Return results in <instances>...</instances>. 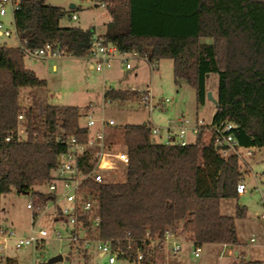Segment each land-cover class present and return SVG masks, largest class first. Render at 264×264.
Listing matches in <instances>:
<instances>
[{
    "label": "trees",
    "instance_id": "1",
    "mask_svg": "<svg viewBox=\"0 0 264 264\" xmlns=\"http://www.w3.org/2000/svg\"><path fill=\"white\" fill-rule=\"evenodd\" d=\"M96 1L104 3L110 16L100 34L104 43L146 54L149 61L171 59L175 81L193 87L199 104L207 98V77L216 73L212 124L229 120L239 145L264 147V0ZM65 13L46 0H18L13 24L19 45L0 46V198L13 189L35 194L36 187L50 179L64 149L56 139L86 135L78 122V106L48 103L39 119L31 106L19 102L22 88L47 84L25 66V48L54 43L69 56H88L94 28L61 25ZM136 97L138 92L129 89L105 87L103 92L105 101ZM21 113L27 132L18 141ZM206 134L201 130L186 145L164 144L152 142L146 123L123 126L128 163L116 175L123 173L124 179L90 184L98 198L97 234L119 249L118 258L133 255L125 238L145 249L147 232L161 241L167 229L177 235L179 229L198 246L238 244L235 217L222 214L220 202L238 196L235 187L243 172L238 157L220 156ZM244 215L245 209L237 206L236 216ZM0 264L17 261L2 256Z\"/></svg>",
    "mask_w": 264,
    "mask_h": 264
},
{
    "label": "rangeland",
    "instance_id": "2",
    "mask_svg": "<svg viewBox=\"0 0 264 264\" xmlns=\"http://www.w3.org/2000/svg\"><path fill=\"white\" fill-rule=\"evenodd\" d=\"M46 2L66 10L65 16L60 21L63 26L87 28L96 25L101 28L103 18L108 16L106 9L96 0H46ZM70 3L76 8L71 9ZM71 14H75L78 18L72 19ZM0 23L11 31L9 36L0 34V46L3 44L18 46L19 40L9 5L6 14L0 15ZM210 40L205 39V41ZM90 61L88 58L73 56L55 57L44 61L25 55V66L37 68L38 76L45 79L47 84L45 87L22 88L19 93L21 106H31L36 118L39 119L45 104L78 106L80 110L78 122L81 125L86 122V112H93L95 115L103 113L106 117L115 120L116 124L111 128L109 136L119 149H124L121 135L125 124H145L151 120L154 125L165 126L167 118H176L179 115H188L191 120L204 119L205 122H209L212 118L215 111L213 101L206 98L203 104H199L193 87L184 80L176 82L171 59H161L152 68L145 60L130 58L131 68L126 69L120 57H116L104 71L90 68ZM52 63L56 64V69L52 68ZM105 87L132 91L147 87L156 103L164 99L168 101L166 106L149 112L138 101V97L134 100L105 101L103 99ZM206 89L216 98L218 89L216 73H210L207 77ZM164 138V133L162 138L156 137L158 141ZM187 140L192 143L194 137L190 135ZM254 150L252 157L244 158L239 162L243 172L242 178L247 185L246 192L235 198H223L220 202V212L235 217L238 244L233 248H226L224 254H221L224 246L203 244L199 255L194 256L190 240L179 234L178 229L177 236L182 242L181 255L172 257L164 246L156 245L153 249L155 264H243L252 260L264 264V218H261L264 212V147H256ZM124 177L125 175L120 173L110 175L109 178L123 180ZM36 189L43 190L44 187L37 186ZM29 198V194L14 189L3 194L0 198V225L12 227L20 235L28 234L32 223L31 212L26 208ZM237 206L245 209L244 216H236ZM38 224L50 229L53 221L50 215H44ZM252 237L254 241H251ZM89 247L91 248L92 244L84 249L79 244L48 239L45 246L34 253L30 246L16 249L9 240L5 252L9 257L16 259L17 264H31L32 261L36 264H57L48 262V259L57 253L67 257L61 261V264H109L106 255L99 256ZM235 252L238 254L236 255ZM116 264L124 263L120 261Z\"/></svg>",
    "mask_w": 264,
    "mask_h": 264
},
{
    "label": "built area",
    "instance_id": "3",
    "mask_svg": "<svg viewBox=\"0 0 264 264\" xmlns=\"http://www.w3.org/2000/svg\"><path fill=\"white\" fill-rule=\"evenodd\" d=\"M8 5L13 13L18 7V0H0V15L6 14ZM100 6L105 5L101 3ZM72 18L75 19L76 15L72 14ZM0 34L9 36L11 31L0 23ZM24 52L35 58L68 56L64 49L54 43H45L36 49L25 48ZM87 57L92 61V67L96 71H104L116 57H120L126 69L131 68L130 58L145 60L152 68L156 66V62L149 61L146 54L141 55L137 51H119L113 43H104L97 33L93 34L92 45ZM136 91L138 101L149 112L166 106L168 99L156 103L149 88ZM85 115L86 122L80 126L86 129V135L82 138L61 136L56 139V142L64 145V149L58 154L51 177L40 185L44 187L43 190L36 189L35 194H29L30 198L26 203V208L30 210L32 218L29 233L20 235L14 228L0 225V259L2 256H7L5 251L9 240L16 249L30 246L35 253L45 246L48 239L79 244L84 249L92 244V247H89L90 250L102 256L106 255L109 264H115L118 259L124 264H155L153 249L159 244L166 246L167 251L175 257L182 250V242L173 229H167L161 241L151 238L147 232L143 240L145 249L137 246L133 239L125 238L127 249L134 250L131 258H118L119 249L114 248L110 240L98 236L97 230L100 224L98 198L90 184L106 182L110 175L116 174L121 166L128 163V155L124 149L115 146L109 136L111 128L116 124L113 118L106 117L103 113L95 115L93 112H86ZM23 122L24 116L21 113L18 115L16 130L18 141L26 138L27 131ZM146 126L150 129L152 142L186 145L191 143L187 137L191 135L195 141L200 131L206 130V139L212 143L216 152L222 157L236 155L240 162L244 158L252 157L255 153L256 147L239 145L233 133L235 124L229 120L212 124L211 120L209 122L200 118L191 120L188 115H179L176 118H167L165 126L154 125L151 120L146 123ZM162 133L165 138L158 141L156 137L162 138ZM10 138L6 136L5 140L9 141ZM235 189L237 195L246 192L247 185L242 176L238 179ZM44 215L51 216L53 224L50 229L38 224ZM261 218H264V212ZM119 241L117 239V242ZM251 241H254L253 237ZM190 243L193 246L194 256H198L201 246L191 241ZM31 264L36 263L32 261Z\"/></svg>",
    "mask_w": 264,
    "mask_h": 264
},
{
    "label": "crops",
    "instance_id": "4",
    "mask_svg": "<svg viewBox=\"0 0 264 264\" xmlns=\"http://www.w3.org/2000/svg\"><path fill=\"white\" fill-rule=\"evenodd\" d=\"M74 8H76V6L75 7H73V8H71V9H74ZM2 16V15H1ZM71 18H72V14H71ZM78 18V16H76V18L74 19V18H72V19H74V20H76ZM110 20V16H109V14H108V16L107 17H105V18H103V20H102V22H101V28L99 27V26H96V25H93V26H89V27H93L94 28V31H95V33H97V34H103L104 32H105V30H106V23L108 22ZM78 27H80V26H78ZM88 28V27H87ZM99 29H101V30H99ZM69 56V55H68ZM83 58H88V57H83ZM39 59H42V60H49V59H53V58H39ZM89 59V58H88ZM43 64H44V62H42ZM89 66H90V68H93L92 67V61H90L89 62ZM28 68V67H27ZM52 68L53 69H56V64L55 63H52ZM29 69H31V70H33L35 73H36V75L38 76L39 75V72H38V70H37V68H34V67H31V68H29ZM86 107H87V105H86ZM112 130V129H111ZM216 245H220V246H224L223 247V254H224V250L226 249V248H229V247H232L233 248V246L234 245H231V244H216ZM161 246H164V245H161ZM164 248L167 250V247L166 246H164ZM235 254L237 255L238 254V252H235ZM99 256H102L101 254H98ZM179 255H181V252L177 255V256H179ZM8 256V255H7ZM242 257H243V254L241 255ZM176 257V256H175ZM121 260L120 259H118L117 261H116V263L117 262H120ZM252 261H254V260H252ZM115 263V264H116ZM123 263V262H122ZM176 264H178V263H176ZM261 264V263H260Z\"/></svg>",
    "mask_w": 264,
    "mask_h": 264
},
{
    "label": "water",
    "instance_id": "5",
    "mask_svg": "<svg viewBox=\"0 0 264 264\" xmlns=\"http://www.w3.org/2000/svg\"><path fill=\"white\" fill-rule=\"evenodd\" d=\"M69 7L73 8V7H75V5L73 3H70ZM206 95H207L208 99H210L211 101H213L214 104H216V98L213 97L210 92H207ZM64 258H67V257H64V255L62 253H57L55 255H52L48 259V262L49 263H57V262H61Z\"/></svg>",
    "mask_w": 264,
    "mask_h": 264
}]
</instances>
